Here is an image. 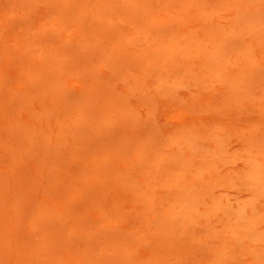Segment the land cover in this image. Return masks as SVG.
I'll use <instances>...</instances> for the list:
<instances>
[{
	"label": "rangeland",
	"instance_id": "obj_1",
	"mask_svg": "<svg viewBox=\"0 0 264 264\" xmlns=\"http://www.w3.org/2000/svg\"><path fill=\"white\" fill-rule=\"evenodd\" d=\"M0 264H264V0H0Z\"/></svg>",
	"mask_w": 264,
	"mask_h": 264
}]
</instances>
